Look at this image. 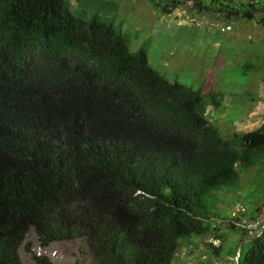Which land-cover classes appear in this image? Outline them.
<instances>
[{"label":"trees","instance_id":"trees-1","mask_svg":"<svg viewBox=\"0 0 264 264\" xmlns=\"http://www.w3.org/2000/svg\"><path fill=\"white\" fill-rule=\"evenodd\" d=\"M71 1L0 0V264H24L32 230L42 248L85 239L94 264H174L182 239L217 230L208 196L264 160V124L225 138L201 90L133 51L99 0ZM243 249L238 264H264V225Z\"/></svg>","mask_w":264,"mask_h":264},{"label":"rangeland","instance_id":"rangeland-1","mask_svg":"<svg viewBox=\"0 0 264 264\" xmlns=\"http://www.w3.org/2000/svg\"><path fill=\"white\" fill-rule=\"evenodd\" d=\"M228 1L232 6L244 5L252 17L224 19L214 9L221 1L214 0H205L202 11L194 9V0L164 14L150 0H99L92 8L114 18L116 26L122 25L131 49L145 48L152 66L167 79L201 90L208 119L230 139L236 132L264 124V23L257 20L264 0ZM76 3L71 1L73 6ZM227 26L231 28L223 32ZM239 175L208 196L206 222L217 230L182 239L174 264H238L240 247L264 225V160ZM216 233L223 237L218 239ZM27 241L32 252L22 246V261L36 264L33 253L42 250L33 230ZM44 250L55 264H94L83 238L59 241Z\"/></svg>","mask_w":264,"mask_h":264},{"label":"built area","instance_id":"built-area-1","mask_svg":"<svg viewBox=\"0 0 264 264\" xmlns=\"http://www.w3.org/2000/svg\"><path fill=\"white\" fill-rule=\"evenodd\" d=\"M230 28H231V26L222 27V31L225 32L226 30H228V29H230ZM40 249L42 250V252H41V251H37V254H38V255H45V254H46V253H45L46 250H44V249H46V248H42V247H40Z\"/></svg>","mask_w":264,"mask_h":264},{"label":"water","instance_id":"water-1","mask_svg":"<svg viewBox=\"0 0 264 264\" xmlns=\"http://www.w3.org/2000/svg\"><path fill=\"white\" fill-rule=\"evenodd\" d=\"M250 240H252V239H250ZM242 248H243V246L240 247V249H239V251H238V253H237V259H238V260H239V258H240V256H241Z\"/></svg>","mask_w":264,"mask_h":264}]
</instances>
